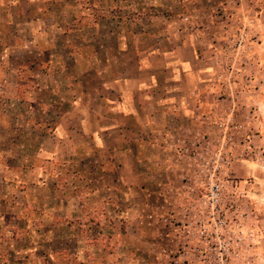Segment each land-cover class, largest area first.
Instances as JSON below:
<instances>
[{
	"label": "rangeland",
	"instance_id": "rangeland-1",
	"mask_svg": "<svg viewBox=\"0 0 264 264\" xmlns=\"http://www.w3.org/2000/svg\"><path fill=\"white\" fill-rule=\"evenodd\" d=\"M20 10L70 79L0 55V264H264V0Z\"/></svg>",
	"mask_w": 264,
	"mask_h": 264
},
{
	"label": "crops",
	"instance_id": "crops-1",
	"mask_svg": "<svg viewBox=\"0 0 264 264\" xmlns=\"http://www.w3.org/2000/svg\"><path fill=\"white\" fill-rule=\"evenodd\" d=\"M15 1V0H14ZM41 0H16L15 2L10 1L11 3H7L8 6L10 5V8L8 7V9L5 8L4 6V2L2 0H0V18L2 17V20H0V55H1V59H5V57H7L8 55H10V57L8 58L9 60H14V59H23V65H27L31 68V70L33 71V77L37 76V77H41L40 80L37 81V83H42L43 87L46 89H48V87L50 85H53L54 83H56V79H55V75L59 74L60 78L62 77L61 81H64L65 79H70L68 78V76L66 77V74H64L65 68H62L60 66H58L57 64L55 65L56 67H53L54 65V60L57 59L58 61H60V55L57 57L55 52L60 50V48L62 49L60 43L63 42L64 40V45L67 44V42H69L70 36H71V32L69 34H67V31H64L63 34L60 36L58 35V37H54L51 42L50 40L48 41V37H44L45 35H41L44 34L42 32H37V30L35 29L37 26H34V22L33 20H19L21 13H16L15 12H19L21 11L20 9L23 6H29V4H31L32 2H39ZM62 9L66 10L65 6H61ZM29 8V7H28ZM19 9V11L17 10ZM10 10V11H8ZM15 10V12H14ZM6 11L7 13H9L7 16L4 17L3 12ZM12 12V13H11ZM45 12V11H43ZM15 15V16H14ZM46 15V14H45ZM48 16V15H47ZM47 21H50V18H46ZM75 20V19H74ZM46 22V21H45ZM42 24V23H40ZM41 25H39L38 27H40ZM92 28L94 29V31L99 32L100 30V25L99 23H94V25H91ZM61 30V29H60ZM21 31V32H19ZM21 33V34H20ZM3 34V35H2ZM23 34V35H22ZM98 34V33H97ZM99 35V34H98ZM92 36L91 37V44L94 45V49L96 51V54H99V47H95V45L98 44V46L100 45V42H98L99 40V36ZM60 36V37H59ZM57 42H59V44H57ZM53 44L52 46H44L42 44ZM56 45V46H54ZM2 48V49H1ZM58 49V50H57ZM68 49L67 46L64 47V50L66 51ZM8 54V55H7ZM13 56V59L12 57ZM15 57V58H14ZM68 58H72V59H68ZM61 60H66L67 65H69V69L75 68L73 67L76 63V61L78 60V58L74 55L69 53L67 55V52H65L63 54V56L61 57ZM75 60V61H73ZM44 62V63H41ZM62 62H58V64H61ZM91 69V73H94V75L98 74L97 70ZM16 77H18V75H16ZM53 77V79H52ZM60 81V83H61ZM64 83V82H62ZM65 84V83H64ZM154 88V89H158L157 85H153V86H147L145 88ZM174 88V90H176V87H171ZM142 89V88H141ZM49 90V89H48ZM171 91H173V89H171ZM49 91H45V93H48ZM146 95V94H145ZM145 97V101H143L142 97H138V100L134 99L131 97L130 93H127L126 95L123 96V100H122V106L125 107V112H124V117L128 120V130L129 132H132L131 127H135V125H132V122L136 121V117H142L141 119H147L149 117L147 116H143L141 111L142 109H144V102L147 103L148 99H151L150 96L146 95ZM173 101V99L171 100V102ZM164 100L162 101H155V106L159 107H163L164 104ZM203 105V104H202ZM135 108V106H138L139 109V114H136L135 111H127L128 108ZM127 108V109H126ZM141 124V122H140ZM144 127H146V129H142L141 131V136L145 133V135H147L148 131L147 130V125L148 124H142ZM142 126V128H143ZM130 134V133H129Z\"/></svg>",
	"mask_w": 264,
	"mask_h": 264
},
{
	"label": "built area",
	"instance_id": "built-area-1",
	"mask_svg": "<svg viewBox=\"0 0 264 264\" xmlns=\"http://www.w3.org/2000/svg\"><path fill=\"white\" fill-rule=\"evenodd\" d=\"M218 190H219V187H217V189H216V190H214V189H213V190H212V195H213V196H216V195H217V192H218Z\"/></svg>",
	"mask_w": 264,
	"mask_h": 264
}]
</instances>
